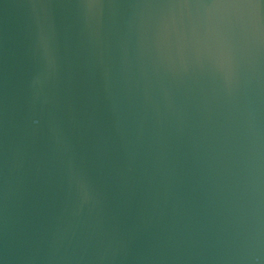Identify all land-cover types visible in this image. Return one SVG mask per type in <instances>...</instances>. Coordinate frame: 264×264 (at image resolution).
<instances>
[{
	"label": "water",
	"instance_id": "obj_1",
	"mask_svg": "<svg viewBox=\"0 0 264 264\" xmlns=\"http://www.w3.org/2000/svg\"><path fill=\"white\" fill-rule=\"evenodd\" d=\"M0 264H264V0H0Z\"/></svg>",
	"mask_w": 264,
	"mask_h": 264
}]
</instances>
